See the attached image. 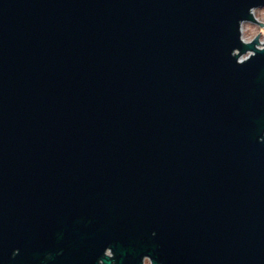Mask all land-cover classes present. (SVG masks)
<instances>
[{
    "label": "water",
    "instance_id": "obj_1",
    "mask_svg": "<svg viewBox=\"0 0 264 264\" xmlns=\"http://www.w3.org/2000/svg\"><path fill=\"white\" fill-rule=\"evenodd\" d=\"M261 7L0 0V264H264Z\"/></svg>",
    "mask_w": 264,
    "mask_h": 264
},
{
    "label": "rangeland",
    "instance_id": "obj_2",
    "mask_svg": "<svg viewBox=\"0 0 264 264\" xmlns=\"http://www.w3.org/2000/svg\"><path fill=\"white\" fill-rule=\"evenodd\" d=\"M253 11H256L259 20H256L255 23L244 22L242 23L241 30L243 35V40L246 42H251L256 37L260 36L258 41L264 42V7L255 8ZM261 44V43H260ZM258 46H261V45ZM250 55V52L241 56L242 59L247 58Z\"/></svg>",
    "mask_w": 264,
    "mask_h": 264
},
{
    "label": "flooded vegetation",
    "instance_id": "obj_3",
    "mask_svg": "<svg viewBox=\"0 0 264 264\" xmlns=\"http://www.w3.org/2000/svg\"><path fill=\"white\" fill-rule=\"evenodd\" d=\"M105 257H108V259L112 262V264H115V260H114V254H113V252H112V250L110 249V248H108L106 251H105V253H104V255L102 256V258H100L99 260H98V263L97 264H103V259L105 258ZM142 264H151V261L148 259V258H144L143 259V261H142Z\"/></svg>",
    "mask_w": 264,
    "mask_h": 264
}]
</instances>
